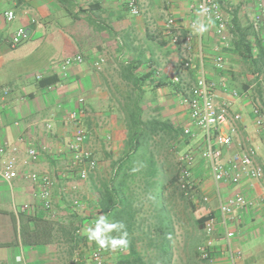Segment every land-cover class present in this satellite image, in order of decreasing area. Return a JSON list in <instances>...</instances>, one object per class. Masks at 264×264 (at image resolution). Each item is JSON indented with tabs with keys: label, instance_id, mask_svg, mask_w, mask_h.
Here are the masks:
<instances>
[{
	"label": "crops",
	"instance_id": "0c3cea01",
	"mask_svg": "<svg viewBox=\"0 0 264 264\" xmlns=\"http://www.w3.org/2000/svg\"><path fill=\"white\" fill-rule=\"evenodd\" d=\"M195 2L197 0H137L140 13L138 16H131L124 0H70L69 12L56 0H0V145L9 142L19 144L22 150L29 145L37 148L40 152L37 163L27 169L49 173L55 180L52 199L57 212L51 226L41 232L38 220L48 219L34 199L31 184L22 177L16 179L11 188L0 181V264H14L15 257L19 254H22L26 264H72L75 253L83 257L86 245L94 244L87 239L88 223L82 224L80 235L84 237L81 240L73 233L80 224V218L88 221L95 215L93 207L89 205L90 209L88 208L89 194L87 193V197H78L85 205L82 211L72 209L71 206V209L67 208L63 200L66 193L62 192V188L65 184H76L77 179L69 172V157L55 155L56 150L72 136V128L66 125L65 116L67 111L77 106L79 97L84 98L87 110L81 121L90 133L88 146L101 141L103 144L109 143L110 148L117 149L118 153L122 150L126 131L117 104L115 103L117 107H112L108 112L97 109L103 100L114 98L117 102L120 99L118 95L112 96L104 91V81L94 71H88L95 70L92 62L97 58H104L106 68L120 69L126 63L139 60V73L145 74L153 70L151 80L144 85L147 91L152 90L150 98H147L151 100L150 110L147 111L152 115L153 108L161 107V114L165 119L173 116L170 119L173 126L184 120L186 125L182 126L181 131L189 125L187 109L179 103L186 92L181 88L177 89L181 84H171V74H175L173 70L178 67L177 72L182 79L191 78L194 81L199 58H194L189 70L181 68L180 60L175 55L179 54L178 48L170 44L162 32L168 17L176 20L183 34L192 35L194 55L199 44L201 45L203 66L209 79L226 81L230 88L238 91L248 90L256 82V87L249 92L252 98L259 88L264 89V72L256 76L250 72V68L244 67L231 42L234 29H248L251 43H259L264 50V11L257 2L228 0L223 5L222 9L228 15L229 22L225 43L220 42L215 35L212 22H201L198 15L189 10V5ZM6 10L14 13L15 18L11 23L5 22L3 18ZM233 19L237 21L236 27L232 23ZM191 21L208 26V30L201 35L200 42L196 27L189 25ZM19 28L25 30L27 38L13 48L9 41ZM257 50L253 48L254 54H257ZM77 54L83 56L84 62L71 66L67 76L62 78L59 74L61 61ZM217 56L222 58L221 69L214 66ZM245 70L251 73L250 76ZM37 76L42 79L38 81ZM46 80L50 83H46ZM159 84L164 85L159 87ZM238 85H247V88ZM157 86L159 88L154 90ZM5 89L8 90L6 95ZM249 100L235 104L232 110L242 113L240 136H250L248 139L257 148L256 161L264 169V135L256 132L261 137V140H256L249 130V124L252 127ZM176 101L178 105L174 103ZM147 111L144 110V115ZM48 120L52 124L49 131L44 127ZM15 122H18V126L14 125ZM196 133V137L191 140H196V144L201 145V131L197 130ZM106 136H110L109 142L106 141ZM20 138L23 139L22 143L19 142ZM232 150L233 148H229L227 151L223 150V153L227 155ZM20 155L22 157L23 153ZM1 161L0 156V165ZM63 164L65 166L62 167ZM71 178L76 181H71ZM262 184L264 181L251 182L244 178L237 188L229 187L231 192L228 194L224 189L222 191L225 186L222 185L221 193L223 197H227L233 192H241L248 198H254ZM76 193L77 191L73 192ZM24 204L28 205V209L15 217L13 209ZM64 213L69 217L68 221L60 218ZM230 227L235 233L233 244L242 250L244 263L264 264L263 209L256 206L238 212ZM64 231L70 232L69 238L63 235ZM214 238L216 242L212 264H228L220 247L221 234ZM64 245L69 250V255H72L67 258L68 261L62 258ZM69 247H73L71 253ZM111 250L113 249L109 251Z\"/></svg>",
	"mask_w": 264,
	"mask_h": 264
},
{
	"label": "built area",
	"instance_id": "2783aa9c",
	"mask_svg": "<svg viewBox=\"0 0 264 264\" xmlns=\"http://www.w3.org/2000/svg\"><path fill=\"white\" fill-rule=\"evenodd\" d=\"M228 0H197L194 4L189 5V10L195 12L201 22L210 21L214 25V32L220 42L227 41L226 32L229 22L228 15L222 7ZM241 2L243 0H232ZM259 8L264 11L263 0H255ZM127 11L131 16H138L140 11L137 6V0H124ZM11 14V15H9ZM5 22L11 23L15 16L13 11L6 10L3 12ZM190 27H196V23L191 21ZM162 32L170 42L176 46L180 54V66L184 70H189L194 58H199V65L196 68L195 79L187 92L182 95L179 103L187 109L189 125L182 131V137L194 139L197 130L201 131V145L198 147V156L207 167L212 182L213 195L217 202V214L209 216L202 227L204 241L197 247V254L202 261H212V252L215 246L214 236L221 234V245L226 255L228 264H245L244 254L241 249L236 248L233 244L235 233L230 224L235 220V214L240 211H247L256 206H260L264 211V184L260 185L254 198H248L241 192H233L227 197H223L221 186L237 188L241 181L246 178L251 182L264 181V169L256 161L257 148L248 138L240 136V123L243 115L239 111H233V106L241 101L249 100L250 111L249 117L255 132L264 135V106L258 99L249 96L251 89H254L257 83L249 86L248 90L238 91L230 88L226 81L216 82L207 77L203 66L202 48L199 44L198 51L193 54L192 35L183 34L179 25L173 17H168L164 24ZM201 34L197 39L200 42ZM27 34L25 30L19 28L11 37L10 46L15 48L25 41ZM217 49V48H215ZM84 62L83 56L77 54L65 57L60 63V72L62 78L67 76L68 69L71 66L81 65ZM104 58H97L92 62L95 70H100L104 64ZM216 69L223 68L222 58L217 56L214 59ZM36 79L40 81L41 76ZM171 84L180 85V77L174 75L171 78ZM8 90H4L6 95ZM87 113L84 98L77 99V106L69 111L65 116L66 125L72 128L71 138L60 148L56 150L57 157H69V171L72 172L77 181L86 182L91 176H95L98 170V163L94 150L88 146L90 133L82 124V117ZM18 126V122H15ZM44 127L47 131L52 128L51 122H45ZM110 141V136L105 137ZM22 143L23 139L20 138ZM233 148L229 155L223 153V150ZM23 153V156L20 157ZM40 152L32 145L22 150L19 144L5 142L0 145V156L2 157L0 165V181L8 187H12L13 182L22 177L25 178L33 188V196L40 208L45 213L48 220H55L57 212L54 208L52 191L55 180L49 173H42L34 169H27L30 165L37 163ZM195 156L192 151H187L178 157V188L182 194L192 200L196 196V183L193 180L192 169L195 164ZM27 169V170H25ZM62 192H76L77 185L72 183L64 185ZM96 196L90 197L88 208L96 213ZM201 201H209L208 195L201 196ZM90 205V206H89ZM72 209L82 211L84 203L74 197L70 200ZM28 209V205L14 208L13 214L19 216ZM95 216L88 219L89 227L94 225ZM121 251V250H120ZM20 264H26L22 254ZM17 257V256H16ZM16 257L14 264H17ZM88 264H106L104 251L100 248L91 250L88 253ZM73 261H79L78 253L73 256Z\"/></svg>",
	"mask_w": 264,
	"mask_h": 264
},
{
	"label": "trees",
	"instance_id": "16d2710c",
	"mask_svg": "<svg viewBox=\"0 0 264 264\" xmlns=\"http://www.w3.org/2000/svg\"><path fill=\"white\" fill-rule=\"evenodd\" d=\"M56 1L69 12L70 0ZM232 23L236 27L235 19ZM248 35V29H234L232 46L238 52L242 65L250 68L252 74L259 76L264 72V50L259 43H251ZM253 48L258 49L257 54H254ZM140 63L139 60L129 62L120 69V79L126 83L128 89L120 96L116 104L124 120L126 138L119 157L112 160L109 165V178L102 180L96 188L98 216L107 214L110 219L122 221L128 232L129 243L126 248H117L113 253H108L111 252L108 248H100L109 254V264H170L171 259V219L162 195L163 184L158 180L162 170L154 158L152 149L157 144L154 141L159 139L162 143L166 136L173 141L178 138L189 139L182 137V131L165 119L161 114V107L152 109V117L146 120L143 118L145 113L143 107L151 101L145 100V94L152 92L151 89L147 91L144 85L151 80L153 70L145 74L139 73ZM42 83L45 84V81ZM46 83L49 84L50 81L46 80ZM161 85L164 84H159V87ZM159 87L153 89L157 90ZM177 89H179L178 86ZM137 164L141 167L142 190L136 182L139 173ZM144 195L145 200L149 202V216H141ZM211 215L212 213L197 219L196 223L201 230L205 220ZM97 217L95 216L94 219L96 220ZM38 221L41 223V225L38 224L41 232L47 230L52 224L51 220ZM85 222H88L86 218H80V224L73 230L75 237H80L77 239H82L81 227ZM64 234L69 238V231H64ZM113 234L116 235V233ZM139 243L141 248L138 247ZM92 246L93 249L99 248L95 242ZM71 250L73 247L70 248V253ZM82 258L80 254L79 261H73L72 264H82L84 262ZM85 261L88 264V257Z\"/></svg>",
	"mask_w": 264,
	"mask_h": 264
},
{
	"label": "rangeland",
	"instance_id": "374dc122",
	"mask_svg": "<svg viewBox=\"0 0 264 264\" xmlns=\"http://www.w3.org/2000/svg\"><path fill=\"white\" fill-rule=\"evenodd\" d=\"M175 55L180 60V54L177 53ZM104 65H106L105 62L100 68V70H88V71L89 72L94 71L97 74V77L101 78L104 81L105 84L104 91L108 92L112 96L114 95H118L119 97L122 96L124 92L128 89V87H126V83L122 82L120 79L119 72L121 68L120 69L119 67L106 68ZM177 70L178 67L175 68V70H173L175 74H171V76L172 77L174 75L179 76L181 80V85L179 86V88H181L182 91L187 92L188 88L191 86L193 81L191 80V78H188V80L182 79L183 77L179 75ZM245 72L248 74V76H250L249 74L251 73L247 72L246 70ZM239 86L240 87L245 86V88H247V85H238V87ZM150 96L151 93L147 92L145 94V100H148L147 98H150ZM253 98L258 99L261 102V104H263L264 106V89L262 87L259 88L255 92ZM115 103L116 100H114V98L110 100L106 99L99 103L100 106H98L97 109L98 110L102 109V112H108L112 107L113 108L117 107ZM174 103L178 105V101ZM147 104L148 105H144L143 107L145 111H147L148 110L147 108L150 107L149 105L150 103ZM150 117L152 116L149 114V111H147V113L144 115L143 118L146 120ZM171 118L173 119V116H170L167 119L171 121L170 120ZM177 123L178 125L177 126L175 125L176 127L175 126L174 127L177 128L179 131L181 130L183 125H186V123H184V120L183 122H177ZM83 125L85 126L84 122ZM249 130L252 132V135L256 137V140H261V137L257 136L258 134H256V132L250 126V124H249ZM247 137L249 138L250 136L247 135ZM154 142H157V144L152 149L155 156L154 158L158 163V165L160 166V169L162 170V175L158 177V180L163 184L162 195H163L164 203L166 204V207L169 210V215L171 219L172 232H171L170 264H212L214 258L213 255H212V261L207 262V261H202L197 254V247L204 241L205 237L203 231L201 230V228L198 227L196 221L201 216H206L210 213L215 214L217 210V202L212 192L210 175L208 173L205 163L201 161L198 156L199 144L198 143L196 144V140L192 141L191 139L185 140L178 138V140L173 141L171 139H167V136L162 143H160L159 139H157V141ZM90 147L94 150L95 157L98 163V170L95 176H91L86 182H79V181L76 182L77 184L76 194H73L72 192L66 193V195L63 197V200L67 208H70V200L74 198V196L78 198L79 196L81 197V195L86 196L87 193L89 194L88 195L89 197L86 196L88 199H90V197L92 198L96 196L97 186L100 184L102 180L108 178L109 176V172H110L109 165L111 161L116 160L119 157V153H121V152L118 153L117 149L110 148L109 143L103 144L101 141L100 143H98V141H96L95 143H91ZM187 151H192L195 156L194 159L195 164L192 169V176L194 182L196 183V196L192 200L185 197L178 188V157ZM137 165H138L137 169H139V173L137 174L138 178H136V182L140 185V189L142 190L143 188L141 187L143 186L142 185L143 183L140 181V177L142 176L140 169L141 167L139 166V164ZM63 166H65V164H63L62 167ZM71 181L75 182L76 180H73L71 178ZM223 189L227 194L231 192V189L227 186H223L222 191ZM139 192L140 194H142L141 191ZM204 194L208 195L209 197V201L206 203H203L201 201V196H203ZM145 198L146 196L144 195L143 197L144 203L141 208V216L150 215L148 213L150 209L149 202L148 200H145ZM60 218L64 220L66 219L67 221L69 220V217L65 213L60 215ZM138 247L141 248L140 243L138 244ZM92 249L93 246H91L90 244L86 245L85 252L83 253L84 256L82 258V260L84 259V262L82 264H86L87 259L85 261V258L88 256V253ZM103 251L106 260L105 263L109 264L110 261H108L109 258L108 253H113L115 252V250H111V252L108 253L105 250ZM62 254H63L62 258L65 261H68L67 258L68 257L71 258L72 256L69 255V250H67L66 245L63 246Z\"/></svg>",
	"mask_w": 264,
	"mask_h": 264
},
{
	"label": "clouds",
	"instance_id": "9594fccd",
	"mask_svg": "<svg viewBox=\"0 0 264 264\" xmlns=\"http://www.w3.org/2000/svg\"><path fill=\"white\" fill-rule=\"evenodd\" d=\"M195 30L202 35L208 30V26L197 22ZM87 238L102 249L126 248L129 243L125 224L122 221L110 219L107 214H100L96 218L94 225L87 229ZM20 260L21 257L17 256V264H20Z\"/></svg>",
	"mask_w": 264,
	"mask_h": 264
}]
</instances>
